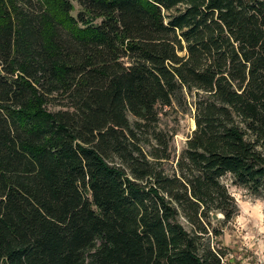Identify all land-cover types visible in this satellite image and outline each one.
I'll return each instance as SVG.
<instances>
[{
    "label": "trees",
    "instance_id": "obj_1",
    "mask_svg": "<svg viewBox=\"0 0 264 264\" xmlns=\"http://www.w3.org/2000/svg\"><path fill=\"white\" fill-rule=\"evenodd\" d=\"M226 171L264 194V0H0V264H225Z\"/></svg>",
    "mask_w": 264,
    "mask_h": 264
},
{
    "label": "clouds",
    "instance_id": "obj_2",
    "mask_svg": "<svg viewBox=\"0 0 264 264\" xmlns=\"http://www.w3.org/2000/svg\"><path fill=\"white\" fill-rule=\"evenodd\" d=\"M234 181L231 171L218 178L229 196L233 212L231 218L220 210L211 213L216 218L214 222L221 227V234L212 237V245L236 251V256L229 251L225 264H229L230 259H239L241 264H264V195H256L246 185ZM180 223L186 231L191 230L192 225L186 218L181 217ZM201 236V243L207 244L209 238Z\"/></svg>",
    "mask_w": 264,
    "mask_h": 264
},
{
    "label": "rangeland",
    "instance_id": "obj_3",
    "mask_svg": "<svg viewBox=\"0 0 264 264\" xmlns=\"http://www.w3.org/2000/svg\"><path fill=\"white\" fill-rule=\"evenodd\" d=\"M166 125H169V129H172L173 127V124L164 120L163 123H162V127H166ZM194 131V122L193 120L191 119L190 116H186L184 117L181 122H180V126H179V133L178 135L175 137L174 141H173V149H174V156L177 158L181 152L183 151L184 147H185V144H186V141L187 139L189 138V136L191 135V133ZM175 166V164H170L167 169L168 170H171L173 169ZM261 195H264V194H261ZM218 228L221 230V227L220 225L218 226ZM217 243H219L217 241ZM218 249H222L224 251H226V258L229 257V251H232L233 252V255L236 256L237 253L235 250H229V249H223V248H219L217 247ZM225 258V260H226ZM225 260H224V263H225ZM229 264H241V261L239 259H230L229 260Z\"/></svg>",
    "mask_w": 264,
    "mask_h": 264
},
{
    "label": "water",
    "instance_id": "obj_4",
    "mask_svg": "<svg viewBox=\"0 0 264 264\" xmlns=\"http://www.w3.org/2000/svg\"><path fill=\"white\" fill-rule=\"evenodd\" d=\"M194 130H195V124H194ZM212 219H213V221H215L216 218L214 216H212Z\"/></svg>",
    "mask_w": 264,
    "mask_h": 264
}]
</instances>
